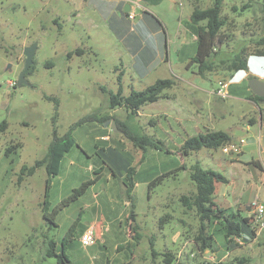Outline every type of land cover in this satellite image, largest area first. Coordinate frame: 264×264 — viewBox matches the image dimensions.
Returning <instances> with one entry per match:
<instances>
[{
  "label": "rangeland",
  "instance_id": "1",
  "mask_svg": "<svg viewBox=\"0 0 264 264\" xmlns=\"http://www.w3.org/2000/svg\"><path fill=\"white\" fill-rule=\"evenodd\" d=\"M212 1L200 4L206 7ZM127 2L132 11L146 8L162 21L168 37L167 59L158 54L147 66L142 65L123 30L113 28L110 19L94 15L92 29L86 19L76 21L72 13L77 0H0V121L8 122L0 133V264H57L55 257L45 256L47 238H53L60 251L71 226L65 245L70 264H163L166 251L183 264H234L242 258L243 264H264V225L255 219V236L240 238L233 250L224 245L223 229L211 223L208 228L213 232L214 248L195 251L193 237L199 221L180 200L195 190V184L188 168H179L199 161L204 168L223 172L228 181L222 188L227 192L215 195L222 208L242 213L247 209L248 215L252 201L264 202V173L249 163L254 158L263 164L264 143L261 146L258 140L257 121L246 129L250 119L259 120V110L236 98L248 96V81L253 78L249 77L264 79L263 75L247 72L245 78L234 80L241 73L234 76L218 70L203 77L194 67L187 68L196 52L192 0ZM221 14L225 22L222 32L228 34L223 36L221 51L243 45L251 55L264 48V0H223ZM134 18L127 16L124 34L131 31ZM34 44L32 68L24 74L26 83L18 84L25 63L23 49ZM77 48L85 51L77 53ZM119 76L124 94L131 88L141 90L158 78L174 80L167 98L141 106L133 120L161 141L160 148L135 147L119 130L104 125L112 116L126 120L124 108L108 107L104 91L105 87L116 92ZM233 76L226 86L228 96L216 94L218 82ZM48 96L58 99L56 118L54 101ZM90 113L109 118L102 123L85 120L73 129L75 144L64 153L57 174H48L41 166L18 182L20 167L43 157L54 129L62 135ZM205 128L228 132L231 143L225 149L203 148L182 155L179 147L185 138ZM17 143L20 147L6 154ZM238 145L244 148L241 155ZM128 168L134 169L137 216L132 224L139 231L134 240L128 233L131 206L124 200ZM168 172L172 173L148 188L149 182ZM47 179L48 211L74 188L90 181L80 196L57 211V226L51 229L42 218ZM91 226L94 242L84 245L81 236ZM119 244L123 248L117 250Z\"/></svg>",
  "mask_w": 264,
  "mask_h": 264
},
{
  "label": "trees",
  "instance_id": "2",
  "mask_svg": "<svg viewBox=\"0 0 264 264\" xmlns=\"http://www.w3.org/2000/svg\"><path fill=\"white\" fill-rule=\"evenodd\" d=\"M202 0H192L193 10L190 14L191 22L196 25V52L192 56L186 66L187 68L194 67V72L200 76H206L208 73H212L218 70L226 72H236L241 69H247L248 57L243 45L231 51H221L220 46L224 43L223 36H228L222 32L224 26V20L221 14L223 0H213L211 5L202 7L200 2ZM85 50L83 48L75 49V52L82 53ZM70 52L69 54H71ZM251 55L264 56V48L255 49ZM32 66H30L28 72H30ZM121 77H118L119 87L116 92L112 90L104 91L107 94V103L110 109L124 108L127 112L126 120H119L114 116L110 117L115 120L116 127L124 139L132 143L135 147L140 149H146L151 147L154 149L160 148L161 141L156 139L154 135H149L144 132L140 125H137L133 120L141 106L147 103H154L160 98H167L166 91L170 89L174 80L170 78H158L153 83L148 84L145 88L137 90L131 88L128 94H124ZM226 81L227 79H223ZM103 88V87H102ZM54 101V118L57 116L58 99L56 97H47ZM249 98L254 102L264 100V97L251 94ZM108 116H100L96 113H90L74 124H72L68 130L58 135L53 130V136L47 146V150L42 158L35 160L31 166L22 165L18 174V182L24 179V176H29L34 173L35 169L43 166L48 174H57L59 164L64 153H66L74 144L75 139L72 136L73 129L81 124L85 120H96L100 123L105 121ZM150 124L155 123L153 120L149 121ZM136 125V126H135ZM8 127V122L3 119L0 121V133L4 132ZM232 141V136L223 130H211L205 128L196 134L189 135L185 138L179 151L182 155H189L194 151L205 149H218L226 147ZM20 147V144H14L6 149V154L11 150H16ZM253 165L259 166L255 161L251 162ZM179 168L187 169L189 171L190 179L195 184V190L190 194H184L180 197L182 204L186 209L193 210L196 217L198 218L199 224L197 231L193 237V244L195 251L203 253L206 250L214 248V236L213 232L210 233L209 226L211 223L219 225L224 231V245L227 250H233L238 246V241L235 238L249 239L255 236L256 227L253 223L254 218L252 215H246L242 213L240 209H225L220 207L215 201L216 185L217 183H226L228 180L221 172L211 169L204 168L199 161L194 162L189 167L181 164ZM134 169L128 168L125 187L126 197L130 201L129 218L133 221L135 218L134 211V182L132 180V174ZM172 172L164 173L148 183V188L155 184L162 176ZM50 181L46 180L44 200L42 203V218L49 228L57 226L55 222V215L57 211L71 201L80 196L90 184V181H85L79 186L74 188L71 193L63 198L52 211H48V188ZM247 211V210H246ZM72 226L67 232V236L63 238L61 243L62 249L56 250V241L53 238H47L48 244L45 250V256L55 257L57 264H70L68 255L65 252V245L69 239L70 231ZM134 227L132 226V229ZM128 246V244L126 245ZM123 245H119L118 249H122ZM153 254H157L153 249ZM163 264H183L180 261H176V256L171 251H166L162 254ZM245 259H239L234 264H243ZM214 264H229L224 262H217Z\"/></svg>",
  "mask_w": 264,
  "mask_h": 264
},
{
  "label": "crops",
  "instance_id": "3",
  "mask_svg": "<svg viewBox=\"0 0 264 264\" xmlns=\"http://www.w3.org/2000/svg\"><path fill=\"white\" fill-rule=\"evenodd\" d=\"M77 1H78L77 8L74 9L72 13L76 21L81 22L82 18L86 19V21L89 24L90 29H92V25L96 26V19L94 15L100 14L103 19H110V25L113 28L123 30L124 38L126 40H129V45L130 47H132L133 53L136 54V56H138L142 65L147 66V64L150 61L152 62L157 57L158 54L159 55L164 54L162 58L164 57V60L167 59L169 46H168V37L166 34V27L163 25L162 21H160L159 18L155 14H152L151 12L147 11L146 8H144L145 10H142L140 12L137 10L133 11L135 12L134 26L131 27V31L129 33L124 34L126 32L125 27H127V24L126 25L124 24L126 23L127 14L128 12L132 11V9H134L127 2L128 0H77ZM126 5H129L130 7L128 11L124 10ZM247 72H251L255 74L257 73V75L261 74L264 77V56L250 55L248 57ZM247 72L239 71L238 73H241L242 75L241 74L238 75L237 77H235L234 80H239V79L241 80L242 77L245 78ZM246 90H247L248 96H245V97L238 96L236 98L244 99L247 102L254 105L255 108H258L259 120L250 119L249 120L250 122L246 125V129L249 130L251 128V124L252 123L254 124L257 121L258 126H259V133H260L258 140H259L260 145L263 146V143H264V100L259 101V102L252 101L249 98L250 92H251L250 88L248 87V89ZM238 148L240 150L239 154L240 155L243 154L244 148L239 145H238ZM260 151L263 152V148H260ZM240 155L238 157V162H241ZM253 161L259 164V166L257 165H254V166L259 168L260 172L264 173V167L261 161L259 159L252 158L249 161V163ZM184 165L186 164L184 163ZM215 170L221 172L219 169H215ZM222 184L223 183H219V185H216V194H217V191L225 193L226 190L222 188ZM123 185H124V200L126 201L127 204L129 203V206H130V201L127 199V197L125 198L126 196L125 184ZM246 210H245V213H247ZM135 216H137L136 212H135ZM127 220L129 221L128 223L129 237H131V239L137 238V233L139 231H138V228L132 224L133 221L129 218V214L127 216ZM132 226L134 227L133 229H132ZM127 242L128 243L131 242V244H133V241H127ZM119 245H117V247Z\"/></svg>",
  "mask_w": 264,
  "mask_h": 264
},
{
  "label": "built area",
  "instance_id": "4",
  "mask_svg": "<svg viewBox=\"0 0 264 264\" xmlns=\"http://www.w3.org/2000/svg\"><path fill=\"white\" fill-rule=\"evenodd\" d=\"M127 16L129 18H133L135 16V13L133 11L128 12ZM229 80L227 81H219L218 82V87L215 90V93L225 97L227 95L226 91V86ZM225 149V148H224ZM263 167H264V162H263ZM250 212L253 216V218L257 221L260 222L259 225L263 226L264 225V202L258 201V199L252 201L249 206ZM236 241H239L240 238H235ZM81 242L84 245H89L94 242V228L91 226L88 228L81 236Z\"/></svg>",
  "mask_w": 264,
  "mask_h": 264
},
{
  "label": "water",
  "instance_id": "5",
  "mask_svg": "<svg viewBox=\"0 0 264 264\" xmlns=\"http://www.w3.org/2000/svg\"><path fill=\"white\" fill-rule=\"evenodd\" d=\"M129 8H130L129 5H126L124 10L128 11ZM35 48H36V45L34 44V45L26 46L23 49V53L25 55V63H24L23 70L19 74L18 84L26 83L24 74L29 68V66L32 64ZM248 86L251 89L252 93L256 94L257 96L264 97V80L258 77H253L252 79L248 81ZM108 123L115 131H118V128L116 127L114 119H107L104 122V125H107Z\"/></svg>",
  "mask_w": 264,
  "mask_h": 264
},
{
  "label": "clouds",
  "instance_id": "6",
  "mask_svg": "<svg viewBox=\"0 0 264 264\" xmlns=\"http://www.w3.org/2000/svg\"><path fill=\"white\" fill-rule=\"evenodd\" d=\"M247 69H248V65H247ZM247 69H241V70H238V71H236V72H233V73H234V76H235V74H236V73H238L239 71H244V72H247ZM249 73H251V72H249ZM246 75H247V74H246ZM234 76H233V77H231V78H230V80H231V79H233V78H234ZM255 77H257V76H255Z\"/></svg>",
  "mask_w": 264,
  "mask_h": 264
},
{
  "label": "flooded vegetation",
  "instance_id": "7",
  "mask_svg": "<svg viewBox=\"0 0 264 264\" xmlns=\"http://www.w3.org/2000/svg\"><path fill=\"white\" fill-rule=\"evenodd\" d=\"M252 77H255V76H251V77H249V78H252ZM249 78H248V79H249ZM262 80H264V79H262ZM250 91H251V89H250ZM251 94H254V93H252V91H251V92H250V95H251ZM255 95H256V94H255Z\"/></svg>",
  "mask_w": 264,
  "mask_h": 264
}]
</instances>
